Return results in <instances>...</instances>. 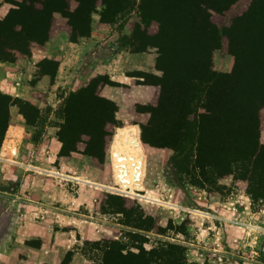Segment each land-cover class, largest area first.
Masks as SVG:
<instances>
[{
	"label": "rangeland",
	"instance_id": "obj_1",
	"mask_svg": "<svg viewBox=\"0 0 264 264\" xmlns=\"http://www.w3.org/2000/svg\"><path fill=\"white\" fill-rule=\"evenodd\" d=\"M174 1L46 0L43 7L37 0H0V21L20 5L28 11L15 10L9 30L30 25L40 35L26 56L0 60V90L12 98L0 142V264H98L110 239L123 252H162L175 244L186 264H264V172L257 169L262 183L253 185L235 164L236 172L216 170L189 146L179 155L177 140L160 128V121L148 123L163 75L156 43L160 34L154 35L158 16L177 2L179 21L184 10L196 20L201 17L203 31L196 37L210 40L211 50H198L209 72L229 81L238 56L239 21L259 13L263 0L215 1L223 10L206 9L207 21L202 0ZM81 21L80 29L71 25ZM49 26L50 34L43 31ZM214 27L219 38L212 36ZM169 58V52L162 57L167 65ZM173 65L183 86L189 71ZM200 71L203 85L204 62ZM251 77L264 83L263 61L255 60ZM79 90L81 105L103 104L110 119L97 134L62 131L63 110ZM190 108L196 117L205 111L211 115H202L197 132L208 141L216 111L204 104ZM259 113L256 140L264 146V108ZM130 126L138 128L132 151L143 161L136 184H124L117 175L112 148L115 137L122 140ZM246 134L240 126L234 140ZM62 139L69 146L65 151ZM207 145L205 156L224 163L211 157Z\"/></svg>",
	"mask_w": 264,
	"mask_h": 264
},
{
	"label": "trees",
	"instance_id": "obj_2",
	"mask_svg": "<svg viewBox=\"0 0 264 264\" xmlns=\"http://www.w3.org/2000/svg\"><path fill=\"white\" fill-rule=\"evenodd\" d=\"M37 1L41 2L44 7L46 0ZM215 1L218 0H210L209 3L202 0L201 4L206 6L204 11L212 9V11L222 12L223 5L222 8L220 4L214 5ZM253 1L262 3V0ZM262 4L259 13H247L239 21L241 32L240 39L236 44L238 56H234L235 72L233 76H230L229 81L224 80L220 74L215 75L212 71L209 72L207 58L205 59L198 50L202 48L211 50L210 40L203 43L196 37L197 33L203 31L198 28L202 25L201 17L196 20V16L185 13L184 10L181 16L182 21H179L177 2L169 13H161L160 17L158 16L156 19V23L159 25L154 35L160 34L156 43L161 49L159 55L161 63L159 65L163 69V75L159 78L158 83L160 87L159 97L154 105L149 107L155 114H149L148 118L150 119L148 123L152 120H159V124L162 125L160 128L171 134L173 140H177L174 144L179 155L189 146L188 148H195V155L198 160L205 159L206 165L216 170L226 171V173L232 172V165L235 164L237 171L239 169V173L252 181L253 185L258 182L262 183L260 175L263 173H258L257 169L264 172V146L256 140V132L260 124L259 112L261 108H264V83L259 85L251 77L255 69V60L264 62V0ZM15 10L28 12L25 7L20 5L18 9L13 8L9 15L7 14V17L0 21V27L6 25L3 30L0 28V60H13L22 55L26 56L27 52L37 44L36 42H40V35L31 31L30 25L28 30H24L22 24H18L20 28L9 30L11 25L8 21L12 18ZM42 10L38 9L37 12L42 13ZM252 11L254 12V7ZM202 14L207 21L206 17L209 16V13ZM242 14L244 13L240 15ZM83 15L84 13L80 17ZM254 15L258 16L256 20ZM235 19L233 17V21ZM173 21L176 23L175 26L172 24ZM84 23L86 27L85 18ZM71 25L79 29L84 27L82 21L81 23L73 22ZM207 25H209L208 22ZM51 29L52 27L49 26L43 31L50 34ZM212 30L214 31L212 36L215 35L219 38V30L215 27ZM37 31L40 32V30ZM179 34L180 36H178ZM166 52L170 53L169 65L162 59ZM203 62L207 68L208 76L204 77L203 85H199L201 80L199 74ZM173 64H181L189 71V75H186L187 78H184V85L186 83L190 86H182V83L179 82L180 77L176 75L177 68ZM45 72L48 71L43 70L42 74ZM81 97L82 91L79 90L77 94L74 93L69 98L62 113L64 115L62 131L69 128L71 130H84L85 134L89 136L97 134L100 128L103 126L105 128L106 124L110 123V119H107L103 112L105 107L103 104L100 106L99 104H92V108H90L88 102L81 105ZM11 99L8 93L0 90V142L9 123ZM102 99L111 103L107 98L102 97ZM203 104L205 109L209 108L211 111H216L214 116L218 118L217 122L209 121L211 130L210 134L206 135L209 142L201 140L197 134L201 126L202 115L206 116L208 113L206 111L201 112L196 117L194 109L190 108L191 105L201 106ZM113 110L115 111V109ZM114 125H116L115 122L112 126ZM240 126L246 129V137L241 140H234L236 128ZM249 132L252 134L250 135ZM108 134L110 135L109 132ZM62 141L64 151L69 149L66 141L64 139ZM205 143L208 144L206 150L211 157H221L224 159V163H218L205 156V149H203ZM117 244L115 239H110L104 244L103 258L98 264H186L182 256L178 252L175 253L174 248H177L175 244H167V250L164 249L162 252H158L157 249H150L141 250L137 253L131 250L123 252L122 246L117 249Z\"/></svg>",
	"mask_w": 264,
	"mask_h": 264
},
{
	"label": "bare ground",
	"instance_id": "obj_3",
	"mask_svg": "<svg viewBox=\"0 0 264 264\" xmlns=\"http://www.w3.org/2000/svg\"><path fill=\"white\" fill-rule=\"evenodd\" d=\"M137 129L134 126H130L126 130V137L122 138L121 140L120 136L117 135L112 142L113 155L115 157L117 165V175L120 177L124 184L138 183L137 181L140 179V175L142 172V154H140L138 151L133 152L131 147L132 139H135ZM92 183L97 184V182Z\"/></svg>",
	"mask_w": 264,
	"mask_h": 264
}]
</instances>
